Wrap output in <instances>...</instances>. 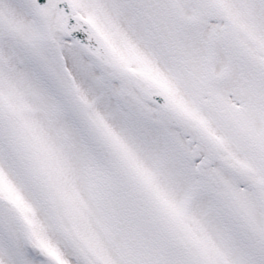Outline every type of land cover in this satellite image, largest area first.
Here are the masks:
<instances>
[{
  "label": "snow or ice",
  "instance_id": "snow-or-ice-1",
  "mask_svg": "<svg viewBox=\"0 0 264 264\" xmlns=\"http://www.w3.org/2000/svg\"><path fill=\"white\" fill-rule=\"evenodd\" d=\"M0 264H264V0H0Z\"/></svg>",
  "mask_w": 264,
  "mask_h": 264
}]
</instances>
